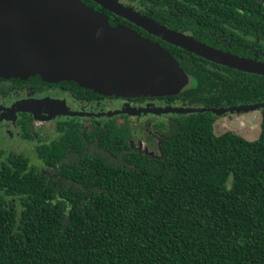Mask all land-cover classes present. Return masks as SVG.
Returning <instances> with one entry per match:
<instances>
[{"label":"trees","instance_id":"1","mask_svg":"<svg viewBox=\"0 0 264 264\" xmlns=\"http://www.w3.org/2000/svg\"><path fill=\"white\" fill-rule=\"evenodd\" d=\"M81 1L175 57L191 77L182 100L205 108L264 101V75L213 63ZM121 1L203 43L264 61V0ZM67 80L78 95L96 96ZM259 110L253 141L229 130L216 135L208 111L173 117L157 155L129 144L126 123H59L58 139L36 145L40 166L15 153L0 161V264H264Z\"/></svg>","mask_w":264,"mask_h":264},{"label":"water","instance_id":"2","mask_svg":"<svg viewBox=\"0 0 264 264\" xmlns=\"http://www.w3.org/2000/svg\"><path fill=\"white\" fill-rule=\"evenodd\" d=\"M152 35L197 56L264 75V61L213 47L175 31L120 0H94ZM72 79L120 95L178 93L189 78L157 44L107 18L81 0H0V76ZM264 101L228 108H162L163 112L244 111Z\"/></svg>","mask_w":264,"mask_h":264},{"label":"flooded vegetation","instance_id":"3","mask_svg":"<svg viewBox=\"0 0 264 264\" xmlns=\"http://www.w3.org/2000/svg\"><path fill=\"white\" fill-rule=\"evenodd\" d=\"M121 1V0H120ZM122 3H124L125 5H128L127 3L121 1ZM132 6V5H130ZM140 12L139 9H136ZM108 11V10H107ZM116 15V14H114ZM119 16V15H118ZM121 17V16H120ZM114 20V16L111 18V21ZM110 25V24H109ZM137 27V26H136ZM136 33V32H135ZM185 34H190L188 32H184ZM137 34V33H136ZM161 39V38H160ZM163 40V39H162ZM174 59L178 62V64L181 66L180 62L174 57ZM214 63V62H213ZM182 67V66H181ZM183 68V67H182ZM184 71L186 72L188 78H189V82L178 92L175 94H166V95H130L129 97L127 96L125 99L119 96H122L120 94H115V93H101L96 89H91V88H86L83 90L84 92H92L93 94H96V96H80L78 95V88L77 90H73L71 87L73 84H71L72 82H69L70 80H63V81H67L65 82L64 86L60 85L61 83L57 84L55 82L52 81H46L44 79H42L39 75H35L38 76L41 80H36V79H29L30 77H35V76H29V77H18V78H13V77H7V76H0V98H8L11 94L15 93H22V92H29V93H37V94H44L47 92H57L60 91L61 93H65L66 95H70V97L73 99L72 102H78L79 105H88L91 104L93 102H97V103H105V102H112L114 100H118L120 99L119 102H128L131 105H133V109L137 116H148L151 117L152 114L159 112L161 114L159 115H163L165 116V121L163 119L159 120L155 126L156 129L155 131H153L154 135L157 138V151L160 152L159 149V143H160V139L163 137L167 136V131L169 130V125L172 122V118L173 117H178V115H186L189 113H195V112H163V111H159L158 109L160 108H152V107H148V104H151V101L153 100H160L164 105H157V106H173L171 108H179V109H189V108H205L200 102L197 101H190V100H182L181 98H179L177 95H179L185 88L191 86V77L189 76V74L187 73L186 69L183 68ZM72 81V80H71ZM78 84V83H77ZM68 85V86H66ZM79 85V84H78ZM75 85H73L72 87H74ZM84 88V87H83ZM90 89L91 91L87 90ZM122 98V99H121ZM174 101H177V105H173L172 103H174ZM228 107H232V106H224V107H212V108H228ZM81 109H79V111L71 109L69 107L68 110H63V109H52V107H31V106H12V105H1L0 104V118L3 117L8 114L10 116H14L15 120H14V128L16 131L15 136L12 139H7L5 136H2V133H0V139L3 140V142L0 140V161L5 160L8 158V156L12 153L15 154H20V155H24L26 158L29 159L28 155L25 154L24 149L25 147H27V145L31 144L34 148V154L39 158L37 150H36V145L38 142H49L52 139H58L60 136V132L57 130V125L59 123H61L62 125H64L63 122H65V120H69V119H75L78 118V122L80 123L81 126L87 128V129H91L93 126L96 125H102L103 123L113 119L116 124L122 125V124H127L129 126V128L131 129V126L129 124V122L127 120H123L118 122L117 118L114 117V114H91V113H83L80 112ZM130 110V111H132ZM208 111V110H205ZM210 112V111H208ZM234 111H224L222 113H231ZM212 113V112H211ZM213 116L215 114H219V113H212ZM46 117V116H51L52 118V133L51 135H49V131L46 129V127H42V125H37V123L35 122V117ZM87 119V121H86ZM7 120V119H4ZM7 122V121H6ZM89 124L87 126V123ZM23 123H27L28 124V129H26V133L28 132L30 135H32L34 138H24L23 137V132H24V126ZM166 132V135H160V132ZM145 140V139H144ZM134 138H133V134H132V129H131V138L128 140L129 144L133 147V148H137L141 151H144L146 153H150L153 155H157L154 154L153 151L150 152L149 151V145H146V147L141 145L142 141H138L137 145H134L133 142ZM11 142L16 143L15 145L18 146L17 150H13L10 149L9 147L11 146ZM146 142V140H145ZM21 143H23V145L25 147H23V149H19V147H21ZM143 143V142H142ZM147 143V142H146ZM22 145V146H23ZM155 151V150H154Z\"/></svg>","mask_w":264,"mask_h":264},{"label":"rangeland","instance_id":"4","mask_svg":"<svg viewBox=\"0 0 264 264\" xmlns=\"http://www.w3.org/2000/svg\"><path fill=\"white\" fill-rule=\"evenodd\" d=\"M130 95H122L119 97L126 98ZM155 96V95H152ZM121 98V99H122ZM73 99L70 95H66L65 93H61L60 91L57 92H47L44 94H35L29 92H18L11 94L8 98H0L1 105H12V106H31V107H52V109H63L68 110L69 107L74 110H80L83 113H91V114H114V117L117 118L118 122L123 121L124 119L127 120L131 126L132 134L134 138V145L138 144V141H142L141 145L146 147L149 145V151L154 154H158L157 151V138L153 134L156 129L155 124L163 119L165 121V116L159 115L161 113L156 112L152 114L151 117L148 116H137L133 109V105L128 102H119L120 99L114 100L112 102H105V103H97L93 102L88 105H79L78 102H72ZM173 105H177V101L172 103ZM157 105H164L160 100H153L151 104L147 105L148 107L152 108H170L173 106H157ZM132 110V111H130ZM52 118L51 116L46 117H35V122L37 125H42V127H46L49 131V135L52 133ZM7 119V120H4ZM14 116H10L6 114L0 118V133L2 136H5L7 139H12L15 134L14 128ZM7 121V122H6ZM87 121V119H86ZM260 121L261 115L259 109H250L244 111H234L231 113H219L213 116L212 127L213 132L218 135L225 131H232L243 138L253 141L256 140L259 136L260 132ZM87 123V122H86ZM89 124L87 123V126ZM166 135V132H160V135ZM146 142H145V140ZM2 142L3 140L0 139ZM16 143L11 142L10 149L17 150L18 146L15 145ZM23 143H21V147L19 149H23L25 147ZM155 150V151H154ZM24 152L29 157V161L31 165L40 166V160L34 154V148L31 144L25 147Z\"/></svg>","mask_w":264,"mask_h":264}]
</instances>
